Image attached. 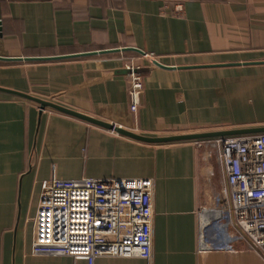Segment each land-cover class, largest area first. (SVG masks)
Here are the masks:
<instances>
[{"label":"crops","instance_id":"obj_1","mask_svg":"<svg viewBox=\"0 0 264 264\" xmlns=\"http://www.w3.org/2000/svg\"><path fill=\"white\" fill-rule=\"evenodd\" d=\"M0 22V57L22 59L0 60V264H88L31 254L41 182L53 174L154 179V264H264L244 241L232 252H199L209 201L197 141H136L6 91L148 137L264 128V64L180 68L263 61L264 0H0ZM123 48L175 69L135 51L84 55ZM128 66L143 72L137 114ZM94 264L147 263L102 256Z\"/></svg>","mask_w":264,"mask_h":264},{"label":"built area","instance_id":"obj_2","mask_svg":"<svg viewBox=\"0 0 264 264\" xmlns=\"http://www.w3.org/2000/svg\"><path fill=\"white\" fill-rule=\"evenodd\" d=\"M144 57L157 67L155 56ZM127 71L129 109L135 112L144 91L143 72L134 66ZM197 142L209 201L199 212V252H232L244 241L264 261V133ZM154 193L152 178L53 174L41 182L31 254L70 256L88 264L102 256L154 264Z\"/></svg>","mask_w":264,"mask_h":264},{"label":"water","instance_id":"obj_3","mask_svg":"<svg viewBox=\"0 0 264 264\" xmlns=\"http://www.w3.org/2000/svg\"><path fill=\"white\" fill-rule=\"evenodd\" d=\"M0 26H1V22H0ZM118 51H125V52L135 51L142 55L145 54L144 52H142L141 50L137 48H123L121 50L117 49V50H110V51H101V52H94V53L84 54V55H94L98 53L103 54V53L118 52ZM46 59H51V58H46ZM0 60L20 61L22 59H10V58L0 57ZM24 60L25 61H38V60H45V58H25ZM241 64L242 65L264 64V60L263 61H246L243 63L235 62V63H229V64H202V65L182 66L180 68L185 69V68H203V67H216V66H235V65H241ZM155 65L159 68L175 69V67H167L159 62H156ZM6 91L37 103L41 111L50 109L58 113L64 114L66 116H69V117H72V118H75V119H78V120H81V121H84V122H87L93 125H97L106 130H113L117 132L118 134L129 137L133 140L144 142V143H149V144H163V143H170V142L190 141V140L198 141V140L209 139V138H214V137L241 136V135H253V134L264 133V128H251V129H238V130H228V131H219V132H209V133H201V134L178 135V136H171V137H148V136H144L141 134L131 132L121 127H115L108 122H105L97 118L88 116L86 114L80 113L78 111H74L69 108L60 106L57 103H55L54 100H51V99H41L35 96L23 94V93L13 92L9 90H6ZM41 124H42V115L40 114L38 116V119L34 127V135H33L32 146H31L32 147L31 165L34 161L35 150H36L38 138H39L40 131H41ZM31 168L32 167L30 166V170Z\"/></svg>","mask_w":264,"mask_h":264},{"label":"rangeland","instance_id":"obj_4","mask_svg":"<svg viewBox=\"0 0 264 264\" xmlns=\"http://www.w3.org/2000/svg\"><path fill=\"white\" fill-rule=\"evenodd\" d=\"M48 99L53 100L52 98H48ZM130 112H131L132 114H137L138 111L133 112V111L130 110ZM197 143H199V142H197Z\"/></svg>","mask_w":264,"mask_h":264}]
</instances>
